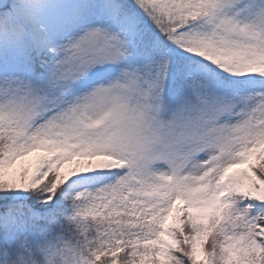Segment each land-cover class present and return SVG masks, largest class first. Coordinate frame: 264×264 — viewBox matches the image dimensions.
<instances>
[{
    "label": "snow or ice",
    "instance_id": "6c2138e0",
    "mask_svg": "<svg viewBox=\"0 0 264 264\" xmlns=\"http://www.w3.org/2000/svg\"><path fill=\"white\" fill-rule=\"evenodd\" d=\"M0 264H264V0H0Z\"/></svg>",
    "mask_w": 264,
    "mask_h": 264
},
{
    "label": "rangeland",
    "instance_id": "374dc122",
    "mask_svg": "<svg viewBox=\"0 0 264 264\" xmlns=\"http://www.w3.org/2000/svg\"><path fill=\"white\" fill-rule=\"evenodd\" d=\"M70 167H71V165H68V166H66V169H65V170L67 171V170H68V168H70Z\"/></svg>",
    "mask_w": 264,
    "mask_h": 264
}]
</instances>
